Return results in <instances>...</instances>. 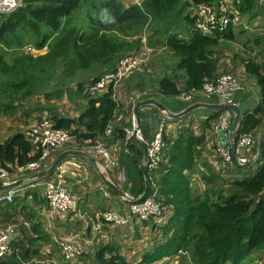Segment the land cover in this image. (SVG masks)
<instances>
[{
	"label": "trees",
	"instance_id": "trees-1",
	"mask_svg": "<svg viewBox=\"0 0 264 264\" xmlns=\"http://www.w3.org/2000/svg\"><path fill=\"white\" fill-rule=\"evenodd\" d=\"M215 2L217 0H142L140 4L124 5L120 0H22L12 12L0 14V114H16L19 103L34 94H43L46 100L64 95L72 101L82 98L86 101L85 107L76 117L51 111L55 127L70 129L75 142L81 144L84 140L92 142L104 138L106 127L123 102L115 100L109 90L100 96L89 97L85 94V81L75 82L74 77L82 73L91 80L109 70L118 57L139 47L136 37L144 26L151 30L149 45L155 39L156 44L170 51L176 58L174 70L178 72L149 79L150 83H156L158 92L168 99L182 92L200 90L205 80L217 74L219 55L214 46L221 39L232 41L235 36L230 25L221 34L199 32L194 27L195 15L187 10ZM230 4L238 13L251 17L259 15L264 7L259 0H230ZM84 6L85 9L89 6L92 11L86 10L87 26L82 31L81 24H72V21L77 22L75 13ZM178 22L186 36L180 35ZM28 29L36 39L34 48L47 46L45 53L32 56L21 50L27 42L17 41V38H23L21 34ZM7 35L14 38L6 39ZM8 50L16 51L11 58ZM242 62L245 73L256 81L260 100L242 114L235 134L255 135L264 117V64L250 59ZM58 71L59 75L53 78ZM179 76L183 82L181 88L177 81ZM144 79L148 78L140 76L131 90L144 91L147 88ZM52 80L53 90L49 92L47 87ZM73 82L75 86L70 87ZM151 98L152 92L141 96L142 100ZM203 99L196 98L193 102ZM185 106V103L177 104L178 110ZM125 110L124 115H130V108ZM209 112L198 134L192 127L193 111L184 117L169 119L178 121L180 126L174 136L167 135L164 130L163 160L156 171L147 170L149 189L146 196L156 191V201L166 206L170 213L163 222H144L153 232L159 230L160 235L152 248L142 253L139 263H151L172 256L178 250L189 252V264H245L249 263L251 255L264 263V143L255 174L222 180L213 171L210 172L213 179L203 178L207 185L203 192L194 189L191 178L200 148L206 143V130L220 115ZM111 136L125 141V130L115 126ZM134 141V137H130L125 144L132 158L127 175L130 195L136 198L143 191L144 179L138 165L141 151ZM36 157L33 144L21 131L0 142V166L9 172ZM229 165L237 173L245 169L233 162ZM7 207L12 209L13 205ZM12 250L0 257V264H30L26 249L16 250L13 245ZM94 257L97 264L125 262L117 251L106 245L97 250Z\"/></svg>",
	"mask_w": 264,
	"mask_h": 264
},
{
	"label": "built area",
	"instance_id": "built-area-1",
	"mask_svg": "<svg viewBox=\"0 0 264 264\" xmlns=\"http://www.w3.org/2000/svg\"><path fill=\"white\" fill-rule=\"evenodd\" d=\"M21 1L22 0H0V14L12 12L21 4ZM132 1L133 3L140 4L142 0ZM259 1L264 3V0ZM193 15H195L194 27L199 32L216 35L225 32L229 25L232 27V24L235 23L240 14L231 5L230 8H228L225 6L223 1L217 0L214 4H199L194 10ZM138 38L139 47L118 57L113 66L106 72L100 74L98 78L89 80L84 86L86 92L85 94L89 97H97L109 90L111 96L115 100L122 102L118 96L119 87L122 81L137 68L147 63L150 54L155 50L153 46L149 45L145 32L139 35ZM242 89H244V83L242 80L235 74L225 72L216 74L215 77L205 80L200 90L191 93L182 92L177 97L190 104L194 103L193 101L196 100V98L205 99L216 97L218 103L236 105L235 94ZM124 100L126 106L124 104L122 105L120 111L117 112L113 120L106 127L104 131L105 137L102 139H96L92 142L90 140H84L81 147L78 148L74 147L75 144L79 143L75 142L74 135H72L70 129L57 128L55 127L54 120L51 116L46 114L41 115L35 123H33L28 130L24 132L25 136L33 144L34 153H37V157L24 165L17 166L12 172H9L6 168L0 166V186L2 187L11 182L18 181L19 174L30 176L47 169L50 166L49 162L52 159V156H55L59 148L67 142L73 143V146L70 147L71 150H80L93 156H99L101 158L102 169L106 170L115 168L118 165V160L117 157L112 154L110 148L106 145V140L111 136L115 125L124 119L123 112L126 108H130L129 119L131 125L129 128L124 129L125 141L132 137L133 130L136 127L133 109L136 103L142 99L141 94L132 93V95L125 97ZM162 115L165 120L168 119L164 114ZM230 119L231 113L224 111L217 117L216 120L212 121L210 128L206 133V143L213 150V153L221 159L224 166H227L232 162L234 163L229 142L222 145V139L220 138V135H224L225 138H227ZM163 133L164 126L163 123H161L154 132L152 139L147 144L144 165L150 172L156 171L163 160L162 150L165 147ZM235 135V161L238 164H244L255 157L256 153L253 155L250 154V152L257 144L260 134L257 136L245 133ZM136 138L141 140L139 129L136 131ZM38 179L39 178L33 179L34 182L33 180H30L32 182L25 185L23 189L35 187L37 184L43 185L44 198L49 208V215L56 216L57 218H63L65 214L76 210L77 201L75 196L68 192L61 185L59 180L49 179L39 183ZM25 183H21V185ZM14 187L0 189V203H13L15 197ZM155 194L156 191L149 196H145L138 202H127L124 199L126 204L118 211L110 209L97 210L91 215L84 211L80 213V215L83 218H87L92 223L94 222L96 228H99L102 225H106L111 228L121 227L134 221L151 222L152 220H155L160 223L163 222L162 219L164 217H167L169 211L166 206L156 201ZM80 215L78 216L80 217ZM19 225L20 223L16 221L10 223L0 222V257L11 253L12 242L18 235ZM61 251L63 258L66 261H76L82 252L78 243L72 239L62 240ZM185 257L191 260L188 251L178 250L172 256H164L157 261L147 264H180L181 258ZM54 263L60 264L58 262ZM115 264L143 263L118 262ZM248 264L264 263L254 259V261Z\"/></svg>",
	"mask_w": 264,
	"mask_h": 264
},
{
	"label": "crops",
	"instance_id": "crops-1",
	"mask_svg": "<svg viewBox=\"0 0 264 264\" xmlns=\"http://www.w3.org/2000/svg\"><path fill=\"white\" fill-rule=\"evenodd\" d=\"M120 1L123 4L126 3L124 5L133 3L132 0ZM168 53L171 54L170 51H168ZM170 72L171 71H169L168 73ZM174 74L175 73L172 72L169 75ZM161 75L163 74H159V76ZM177 81L178 86L181 88L183 86V82L180 76L178 77ZM136 83V81L130 79L128 80V78L122 81L119 87L118 96L121 99L120 101H122L124 105V98L126 94L134 93L135 91H137L131 90V88L135 87ZM255 83L256 81L254 80V85H252V91L250 93L251 98L255 99V102L253 103L254 106L257 105L260 100L259 90ZM148 91L152 92V99L164 105L171 112L180 111L178 110L177 104L173 103L158 92L156 83H154L153 90ZM143 92L146 91L144 90ZM174 98L177 99V97ZM65 101L66 100H64V102ZM75 101L78 103L82 101V104H79V110L76 114L68 117H76L85 107V100L77 99ZM203 101L204 99L202 100V102ZM204 102L217 103L218 101L216 97H210ZM235 102L236 105H238V107L240 108V114L242 115L244 113V110L241 109V105L244 102V97L239 96L236 93ZM184 103H186V106L190 104L187 102ZM209 111L210 110H208V112H199L198 109L193 110L194 124H192V127L193 129H195V133L198 134L202 131V128L204 127L203 120L209 117ZM221 113L223 112H220V114ZM138 123L139 135L141 137V140H138L135 137V141L133 143L135 144V147L141 151V157L138 159V165L140 166L145 162L147 144L152 139L153 134L159 127V125L163 123L166 134L174 136L177 133L180 123L178 121H170L169 119L165 120L163 115L158 110H156L154 106H143L139 110ZM211 123L212 121L210 122V124ZM130 125L129 114H126L124 115V119L120 123H117L115 126H121L124 130L125 128H129ZM17 131H21L24 133L26 130ZM263 131L264 117L261 126L257 130H255L254 133L256 134L253 135H261ZM207 132L208 130H206V133ZM2 134L3 133L0 131V135ZM11 134L7 136H0V142L8 138ZM226 142H228L227 139L221 141V143L224 144ZM63 145L64 146L62 147V149L55 156H52V159L49 162L50 165L59 153L65 150H70L69 148L72 144L71 142H67ZM106 145L110 148L112 154L117 157L118 165L115 168L106 170L102 169L101 158L99 156H94V158L96 159V166L98 170H96L86 159L76 156H68L61 161V163L51 174L38 179L39 183L49 179L59 180L61 185L68 192L75 196L77 201L76 210L65 214L63 218H57L56 216L49 215V208L44 198L43 185L37 184L35 187L23 189L25 185H28L32 181H27L25 184H20L14 187L15 197L13 203H10L11 205H13L12 209H9L7 207V203H0V222L10 223L16 221L20 223L18 228V235L12 242V246L14 245V249L16 250L26 249V252L30 257V264H53L54 262H58L60 264H97V260L95 259L94 254L97 250L103 247V245L112 247L114 249V252L117 251L126 263H135L139 262L142 253L146 250L151 249L155 244V241L159 239V230L153 232L147 224H144V222L136 221L125 226L115 228H111L106 225H102L99 228H96L94 222L92 223L87 218L81 217L80 213L84 211L89 215L97 210L110 209L118 211L122 209L126 204V201L123 198L111 191V188H109V186L102 181L100 174L106 180L112 182L114 185L120 188L122 191L126 192V190L128 189V195L131 196L129 189L130 179L125 176V167L130 174V165H132V158L130 157V152L126 149L125 141H121L116 136H110L106 140ZM256 146L257 144L252 148L250 154L255 155L254 150L256 149ZM216 157L218 158V156L213 153V150L208 146L207 143H205L200 148L196 170L191 178L193 187L195 189H198L200 192H203V190L207 186L204 183L203 178H206L207 180L212 179L210 172L213 171L219 174L222 180L233 179L235 177H242L246 175L249 176L245 173V171H241L238 173L235 172V170H232L231 165L224 166L221 162V159L218 158L217 160ZM25 176L28 175L19 174L18 177L19 179H22ZM220 184V182H217L218 186H220ZM26 192L27 194H25ZM78 215H80V217ZM22 216L24 219L22 218ZM24 227L27 230H25ZM134 237H136L137 239H134ZM66 239H72L73 241H76L81 248V255L76 261H66L63 258V254L61 251V242L62 240ZM130 243L139 244L138 251L136 252V254L138 253V255L132 258L131 262L130 248L133 246V244ZM11 251L13 250L11 249ZM252 259L253 255H251V259L248 262H252Z\"/></svg>",
	"mask_w": 264,
	"mask_h": 264
},
{
	"label": "rangeland",
	"instance_id": "rangeland-1",
	"mask_svg": "<svg viewBox=\"0 0 264 264\" xmlns=\"http://www.w3.org/2000/svg\"><path fill=\"white\" fill-rule=\"evenodd\" d=\"M221 1L224 2L226 7L230 8V5H231L230 0H221ZM262 4L264 3L260 2V5ZM86 10L89 12L92 11V9L89 6H87L86 9L84 6L75 13V19L77 20V22H74V20L72 21V24H76V23L81 24L82 31L84 30L85 26H87ZM187 12L189 14H193L194 9L189 8ZM176 24L179 26L180 35L182 37L186 36V33L183 30L181 23L178 22ZM231 30L235 36L232 41L221 39L218 42V44L214 46L215 51L219 55V59L217 61V64H218L217 74L225 73V72L233 73L242 80V82L244 83V89L236 93L239 96L244 97V102L241 105V109L244 110L245 112V111L251 110L252 107L254 106L253 103L255 102V99L251 98L250 96L251 95L250 93L252 91V85H254V79L252 80V78L245 73L242 60L250 59V60H253L254 62L264 64V7L261 8L260 14L256 15L255 17H251L248 14L246 15L240 14L239 17L236 19L235 23L232 24ZM144 32L146 33L147 41H148L150 39V34H151V30L148 28V26L147 27L144 26L142 31L139 33V35L143 34ZM16 33H19V32L17 31ZM21 35L23 36V38L22 37H20L19 39L17 38V41L23 40L22 41L23 43L27 42L23 47H21V50L27 51L32 56H38L47 51V46H45L42 49L34 48V41L36 39L34 38L35 37L34 33L31 30L28 29V32L22 33ZM10 38H14V36L7 35L6 39H10ZM152 40L153 41L151 42V46H153L155 50L153 53L150 54L147 63L137 68L127 77L128 80L130 79L133 81L138 80L140 76H146L148 78L147 80L144 79L143 81L144 83L146 81V85H147L146 86L147 88L145 89L146 92H143V91L134 92L137 94H141V96L144 95L145 93H148L149 92L148 90H153L154 84H151L150 80L155 79L156 77L159 76V74L169 75L172 72L175 74H178V72H175L174 70L176 58L173 57L172 54L168 53V50L156 44L154 42L155 39H152ZM3 46L7 50V47L5 45ZM16 48H19V47H16ZM15 52L16 51L8 50V53H9L8 56L11 58L12 57L11 54H14ZM169 71L171 72L168 73ZM59 72L60 71H58L57 74L53 76V78H56L59 75ZM237 73L242 74V75H239ZM79 80H84L85 81L84 86H85V84L88 83L90 78L89 76L83 77L82 73H78L74 77V81L76 82ZM75 82L71 83L70 87H74ZM52 86H53V80L50 82V84L47 87L48 90H51L49 92H52L53 90ZM130 95H132V93L126 94L125 97H128ZM77 99L84 100L82 98H77ZM64 100L66 101L64 102ZM169 100L175 104L184 103L173 97H170ZM79 104H82V101L78 103L76 101L69 100L65 95L59 99L53 97L49 100H46L43 94H34L33 96L19 103L16 114L12 116H4L0 114V131L3 133L0 136H7L11 133L14 134L17 130H22V131L28 130V128L33 123H35V121L41 115L46 114L48 116L49 115L52 116L51 111H54V110L55 112H57L59 115H62V116H73L74 114L78 112ZM198 111L208 112V110L203 109V108L198 109ZM71 144L72 145L70 147L73 146V143ZM223 144L224 143H222V145ZM63 146L64 145H62L59 148L57 153L62 149ZM74 147L75 148L81 147V143L75 144ZM218 158L216 157L217 160ZM242 171H245V173L248 175H253L257 171V166L254 165ZM127 175H128V170H126V167H125V176ZM24 229L27 230L25 227ZM134 239H137V238L134 237ZM130 244H133V246L130 248V256H131L130 262H131L132 258L138 255V253L136 254V252L138 251L139 244L138 243H130ZM252 261H254V259H252ZM189 262L190 260L186 257L181 258L180 260V264H189Z\"/></svg>",
	"mask_w": 264,
	"mask_h": 264
},
{
	"label": "water",
	"instance_id": "water-1",
	"mask_svg": "<svg viewBox=\"0 0 264 264\" xmlns=\"http://www.w3.org/2000/svg\"><path fill=\"white\" fill-rule=\"evenodd\" d=\"M143 106H154L160 113L164 114L168 119H171V120L178 119L180 117H184L185 115L192 112L193 110L200 109V108L210 110V111H214V112H219V113L224 112V111H228L231 113V119L229 121L227 138H225L224 135H220V138L222 140H225V139L228 140L230 148H231V154H232L234 164L240 168H248V167H252V166L256 165V163L260 160L262 146L264 143V131L261 133V135L258 139L255 157L252 160H249L248 162H246L244 164H238L235 161L234 131L236 130V128L238 126L237 124L239 123V121L242 117V115L240 114V108L238 107V105L221 104L218 102L217 103L194 102V103L188 104L187 106H185L182 110H180L178 112H171L164 105L160 104L159 102H157L156 100H154L152 98L146 99V100H140L136 103V105L133 109V113H134V117H135V121H136V127L133 130V134H132V137H134V138L136 137L137 129H139V123H138L139 110ZM68 156H76V157L86 159L92 164V166L96 170H98L97 166H96V159L94 158V156H92L89 153L84 152V151L71 150L70 149V150H65V151L59 153L47 169L42 170V171L35 173L33 175H30V176H26L22 179H19L18 181L11 182L5 186H2L0 189L12 188V187L19 185L21 183H25L26 181H30V180H33L36 178L46 177L49 174H51L55 170V168L61 163V161L64 160ZM140 168H141L142 174H143L144 188H143L142 193L136 198L128 196V192H129L128 189L126 190V192H124L120 188H118L116 185H114L112 182H109L108 180H106L101 174H100V176L102 178V181L106 185H108L109 188H111V190L114 193H116L118 196L125 199L127 202H138L146 196L148 189H149V178L147 175L146 166L144 164H141Z\"/></svg>",
	"mask_w": 264,
	"mask_h": 264
}]
</instances>
